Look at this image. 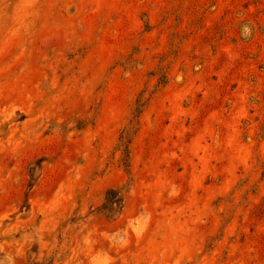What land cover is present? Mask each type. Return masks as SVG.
Masks as SVG:
<instances>
[{"label":"rangeland","instance_id":"obj_1","mask_svg":"<svg viewBox=\"0 0 264 264\" xmlns=\"http://www.w3.org/2000/svg\"><path fill=\"white\" fill-rule=\"evenodd\" d=\"M0 264H264V0H0Z\"/></svg>","mask_w":264,"mask_h":264},{"label":"trees","instance_id":"obj_2","mask_svg":"<svg viewBox=\"0 0 264 264\" xmlns=\"http://www.w3.org/2000/svg\"><path fill=\"white\" fill-rule=\"evenodd\" d=\"M143 106L144 104L141 102V100H138L136 102L135 110L133 112V118L130 120V123L127 129L123 131V135L127 134V132H132V130L137 126V117L139 116L141 112L140 109H142ZM113 204H115V202H113Z\"/></svg>","mask_w":264,"mask_h":264}]
</instances>
